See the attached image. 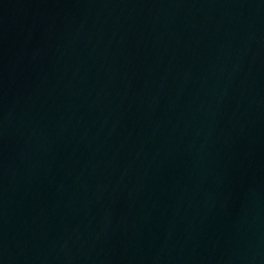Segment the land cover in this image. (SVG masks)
I'll use <instances>...</instances> for the list:
<instances>
[{
  "label": "water",
  "instance_id": "1",
  "mask_svg": "<svg viewBox=\"0 0 264 264\" xmlns=\"http://www.w3.org/2000/svg\"><path fill=\"white\" fill-rule=\"evenodd\" d=\"M0 264H264V0H0Z\"/></svg>",
  "mask_w": 264,
  "mask_h": 264
}]
</instances>
